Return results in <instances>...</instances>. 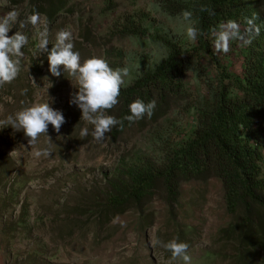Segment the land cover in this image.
I'll use <instances>...</instances> for the list:
<instances>
[{"label": "rangeland", "instance_id": "rangeland-1", "mask_svg": "<svg viewBox=\"0 0 264 264\" xmlns=\"http://www.w3.org/2000/svg\"><path fill=\"white\" fill-rule=\"evenodd\" d=\"M66 3L65 9L48 14L35 0H0V17L13 9L18 19L38 12L48 24L49 48L55 33L69 28L81 61L97 56L113 68L127 66L128 86L143 70L164 59L161 38L181 49L193 44L182 34V15L165 16L156 9V0ZM17 29L18 24L13 25L9 35ZM20 30L29 36V43L22 49L18 77L0 87V120L50 97V106L62 111L65 123L59 133L49 125L51 141L41 135L31 146L22 132L0 129V264H182L169 262V253L154 243L157 239L186 242L191 264H230L231 248L216 243L219 230L230 221L217 179L183 183L175 217L160 195L142 213L131 209L108 224H96L92 215L114 170L120 164L155 160L163 141L155 136L156 130L175 129L178 140L187 136L192 124L178 108L157 123L140 120L141 125L134 124L116 141L110 132L102 142L93 140L92 125L80 119L79 109L69 104L76 91L75 80L73 87L67 73L65 78L51 77L45 54L33 47L38 28L26 25ZM123 31L132 34L126 36ZM118 108L116 104L112 114ZM81 128H88L89 134L81 137ZM46 146L49 156L34 155ZM261 167L264 179V157Z\"/></svg>", "mask_w": 264, "mask_h": 264}, {"label": "trees", "instance_id": "trees-1", "mask_svg": "<svg viewBox=\"0 0 264 264\" xmlns=\"http://www.w3.org/2000/svg\"><path fill=\"white\" fill-rule=\"evenodd\" d=\"M35 2L48 14L67 5L66 0ZM155 6L172 18L191 12L201 34L186 49L160 39L164 59L121 89L114 114V107L107 110L122 121L110 136L116 141L140 120L157 123L178 108L192 129L178 140L175 129L156 130L163 141L155 160L120 164L92 217L102 225L131 209L142 213L160 195L175 217L183 183L217 179L230 221L219 230L216 243L231 248L230 264H264V0H156ZM250 18L260 28L251 44L232 41L228 53L215 51L212 33L219 24L233 19L243 28ZM137 98L154 100L155 108L151 117L129 122L128 105Z\"/></svg>", "mask_w": 264, "mask_h": 264}, {"label": "clouds", "instance_id": "clouds-1", "mask_svg": "<svg viewBox=\"0 0 264 264\" xmlns=\"http://www.w3.org/2000/svg\"><path fill=\"white\" fill-rule=\"evenodd\" d=\"M191 16L192 13L189 11L182 13L184 22L182 34L194 43L201 32L191 20ZM17 24L18 29L9 35L13 25ZM26 25H31L33 29L38 28L33 47L37 52L45 54L47 72L50 76L65 78L67 73V77L71 78L68 79L71 84L72 80H75V87L73 84L72 86L76 91L70 95L69 104L79 109L80 119L92 125L93 140L102 142L106 133L122 125V121L108 114L107 110L118 103L121 89L128 86L129 81L126 78L129 76V68L127 66L113 68L107 60L97 56L81 61L80 52L74 48L73 33L69 28L59 29L49 48V28L46 19L35 11L23 19H18V13L13 9L0 17V87L11 84L20 73L24 57L22 49L29 43V36L20 29ZM259 32L260 28L254 18L248 19L247 26L243 28L236 20L228 19L213 31L212 46L216 52L228 53L230 42L238 41L242 46H247ZM43 63L44 60L41 65ZM49 101L50 97L47 101L21 107L7 115L0 120V129L10 127L13 132H22L29 146L36 144L41 135L51 141L48 135L49 125L54 132L59 133L61 125L65 123V117L62 111L51 107ZM154 108V100L145 102L137 98L129 103L125 119L134 122L146 116L151 117ZM88 134V128H81L79 133L81 137ZM34 155L49 156V147L36 150ZM154 243L169 253L167 258L169 262L179 260L182 264H191L192 257L186 242L178 239L163 242L157 239Z\"/></svg>", "mask_w": 264, "mask_h": 264}]
</instances>
